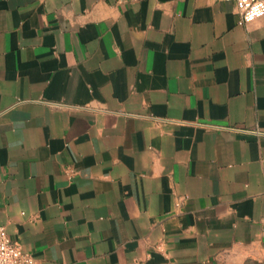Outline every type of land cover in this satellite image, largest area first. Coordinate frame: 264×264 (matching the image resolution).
I'll list each match as a JSON object with an SVG mask.
<instances>
[{
	"label": "crops",
	"instance_id": "0c3cea01",
	"mask_svg": "<svg viewBox=\"0 0 264 264\" xmlns=\"http://www.w3.org/2000/svg\"><path fill=\"white\" fill-rule=\"evenodd\" d=\"M0 226L33 264H264V15L0 0Z\"/></svg>",
	"mask_w": 264,
	"mask_h": 264
},
{
	"label": "built area",
	"instance_id": "2783aa9c",
	"mask_svg": "<svg viewBox=\"0 0 264 264\" xmlns=\"http://www.w3.org/2000/svg\"><path fill=\"white\" fill-rule=\"evenodd\" d=\"M238 23L245 24L264 15V0H234ZM0 264H33V257L23 251L20 243L12 240L0 226Z\"/></svg>",
	"mask_w": 264,
	"mask_h": 264
}]
</instances>
